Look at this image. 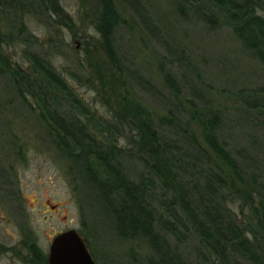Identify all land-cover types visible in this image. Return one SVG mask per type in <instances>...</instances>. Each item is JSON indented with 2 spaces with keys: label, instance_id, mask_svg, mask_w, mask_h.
<instances>
[{
  "label": "trees",
  "instance_id": "16d2710c",
  "mask_svg": "<svg viewBox=\"0 0 264 264\" xmlns=\"http://www.w3.org/2000/svg\"><path fill=\"white\" fill-rule=\"evenodd\" d=\"M123 1L134 8L135 0ZM180 1L184 3L178 10H187L203 25L228 27L264 67V0ZM42 10L50 16L63 13L57 0H0V76L23 105L37 111L51 143L67 161L82 213L87 199L96 202L99 215L118 238L148 243L157 258L150 263L185 264L186 256L166 243L169 236L176 245L193 243L195 264H209L210 259L218 264H264V195L256 178L242 172V156L219 140L218 117L192 115L197 138L183 129L176 115H156L140 103L134 90L160 93L127 66L115 48L120 17L111 0H101L96 26L108 65L94 57L86 60L88 70H81L85 75H71L95 92L105 115L84 104L49 58L28 48L23 58L31 72L11 63L4 49L33 40L22 21ZM62 20L70 29L71 20ZM3 21L8 31H3ZM165 76L171 90L172 79ZM260 91L264 96V87ZM248 97L243 98L247 109L264 112L263 100ZM126 162L144 165L136 179L126 171ZM228 204L236 205L242 217L230 212ZM26 241L30 258L25 261L45 263L36 239Z\"/></svg>",
  "mask_w": 264,
  "mask_h": 264
},
{
  "label": "rangeland",
  "instance_id": "374dc122",
  "mask_svg": "<svg viewBox=\"0 0 264 264\" xmlns=\"http://www.w3.org/2000/svg\"><path fill=\"white\" fill-rule=\"evenodd\" d=\"M57 1L63 10L61 16L42 10L25 17L22 24L33 40L4 52L11 63L28 73L25 49L49 58L84 104L105 115L95 92L71 79L73 74L85 75L81 70H88L87 62L94 57L108 65L96 31L101 0ZM111 1L120 17L114 32L115 48L126 65L160 93L134 90L140 103L156 115H176L183 129L197 138L192 115L202 119L217 116L219 140L232 154L242 156V172L247 178H256L257 188L264 195V112L247 109L243 101L245 96L264 101L260 91L264 87L262 64L249 55L228 27L212 29L187 10L180 12L178 7L184 3L180 0H135L134 8L123 0ZM185 5L188 8V3ZM62 19L71 20L70 29L62 25ZM4 23L1 27L8 31ZM165 75L172 79L171 90ZM125 165L133 179L144 167L141 162ZM66 166L67 161L39 122L37 111L23 105L9 81L0 76V264H28L25 244L29 237L36 239L46 257L40 264H47L53 237L71 229L85 237L95 264H154L149 260L157 258L148 243L118 238L99 215L96 202L87 199L82 213ZM227 207L242 217L236 205ZM165 239L186 256L185 264H195L193 243L176 245L171 237ZM209 264L218 263L210 259Z\"/></svg>",
  "mask_w": 264,
  "mask_h": 264
},
{
  "label": "water",
  "instance_id": "95a60500",
  "mask_svg": "<svg viewBox=\"0 0 264 264\" xmlns=\"http://www.w3.org/2000/svg\"><path fill=\"white\" fill-rule=\"evenodd\" d=\"M47 264H95L86 239L76 230H67L51 240Z\"/></svg>",
  "mask_w": 264,
  "mask_h": 264
}]
</instances>
